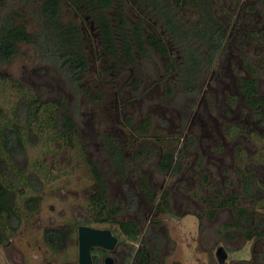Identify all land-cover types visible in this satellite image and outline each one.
<instances>
[{
	"label": "rangeland",
	"instance_id": "rangeland-1",
	"mask_svg": "<svg viewBox=\"0 0 264 264\" xmlns=\"http://www.w3.org/2000/svg\"><path fill=\"white\" fill-rule=\"evenodd\" d=\"M61 12L63 18L79 21L66 0ZM105 12L110 17L116 16L114 8ZM212 12L226 25L228 41L214 66L204 68L195 95L180 90L172 77L173 91H165V82L157 80L165 73V59L153 50L146 56L135 54L136 62L132 66L120 57L122 65L110 75L105 69V63L110 64L107 58H94L93 51L98 48L93 39L87 41L90 67L85 79L90 88L101 89L103 94L97 101H78L70 85L57 77L30 45L21 44L16 55L0 66V111L5 117L12 118L15 105L25 101L24 94L40 96L44 102H55L52 107L47 105V109L63 104V108L74 113L79 133H75L73 143L52 140L50 127H46L36 143L26 142L23 156L16 159L25 173H32L41 181L36 192L40 204L36 212L30 213L17 200L22 223L9 241L0 246L3 264H78L77 226L81 224L109 228L118 238L119 250L130 254V245L134 243L117 225L86 222L90 219L88 198L92 185L86 158L97 161L98 168L104 172L108 203L118 207V219L140 222L141 231L149 226L163 235L165 241L159 254L162 264H216L214 251L219 245L227 251L225 264H264V235L250 240L243 236L253 229L264 231V121L255 118L242 103L237 84L238 76L247 75L246 64H249V69L256 71L258 91L264 95L261 37L264 3L213 0ZM123 14L130 23L136 19L128 2ZM22 23L33 29L35 21L27 17ZM81 23L94 38L89 19ZM102 69L105 71L100 78L98 71ZM139 78L142 80L137 90L133 82ZM232 96L236 97V104L229 105ZM47 109L40 111L31 123L37 133L39 121L49 114ZM125 117L133 118V127L140 122L148 124L144 131L137 129L133 133L124 128ZM103 132L119 139L125 156L131 158L125 185L114 174L103 149ZM185 144L189 147L182 155L181 172L163 173L158 168L162 152L174 149L178 155ZM144 147L152 148L153 152L150 157L139 156L136 169L144 170L156 190L164 187L170 190L174 199L171 213L152 215L139 195L138 176L130 175L135 165L132 155ZM236 167L244 170L241 174L252 177L254 198H241L239 204L248 209L252 220H241L227 209H218L213 217H208L207 200L239 190ZM126 184L131 194L138 196L136 210L129 204L132 198ZM30 194L33 193L27 189L23 197ZM227 223L234 226L225 229ZM46 229L66 230L64 244L59 249L52 250L44 244Z\"/></svg>",
	"mask_w": 264,
	"mask_h": 264
},
{
	"label": "trees",
	"instance_id": "trees-1",
	"mask_svg": "<svg viewBox=\"0 0 264 264\" xmlns=\"http://www.w3.org/2000/svg\"><path fill=\"white\" fill-rule=\"evenodd\" d=\"M63 1L0 0V66L16 55L21 44L30 45L39 59L49 64L53 73L70 85L78 101H97L103 94L101 89L90 88L85 79L90 67L88 40L93 39L99 49L93 51L95 60L103 56L104 60L107 58V62H110L105 63L107 66L105 69L110 75L115 74L117 67L122 65L120 57L127 65L132 66L136 62L135 54L146 56L149 50L157 52L165 59L163 63L165 73L157 79L160 83L165 82V91L167 93L173 91L170 82L172 77L180 90L192 95L199 91V82L205 74L204 68L214 66L228 41L226 25L212 12L213 0H66L79 21L63 18L61 12ZM125 2L130 3L131 9L135 12L134 22L130 23L123 14ZM109 8H114L116 16L110 17L105 12ZM27 17L35 21L33 29H28L22 23ZM85 18L89 19L90 27L95 31L94 38L88 33L89 29L87 30L81 23ZM261 37L264 40V28ZM249 68L250 65L246 64L248 73L238 76L237 84L250 113L264 121V95L257 89L256 71ZM104 71V69L98 71L101 73L100 78ZM100 78L96 77V80L101 81ZM139 81L140 78L133 82L137 90ZM106 83L109 84L110 81ZM24 96L25 101L18 102L13 108L11 119L0 111V246L9 241L22 223L18 199L22 201V206L27 212L34 213L39 209L40 196L36 192L39 191L41 181L32 173H25V170L16 164V159L25 152L26 142L31 145L36 143L40 132L46 127H50L49 136L52 140L73 143L77 133L74 113L63 108V104L49 110L47 105L52 107L55 102H44L40 96L35 98L26 94ZM230 98V104L233 105L235 99ZM46 109L49 110V114L47 118L39 121L40 130L37 133L38 131L35 132L31 128V123L39 116L40 111ZM124 120V128L130 129L133 133L137 129L144 131L148 124L140 122L137 127H133L132 117H125ZM101 135L103 149L114 174L125 184L131 158L125 156L123 143L119 142V139L106 132ZM186 148L187 144L178 155L174 149L164 150L158 168L163 173L179 172ZM152 152L153 149L148 147L136 149L132 158L137 160L143 155L150 157ZM86 161L92 179L88 198L90 219L86 222L115 224L125 237L138 240L140 231L137 223L119 220L118 207L108 203L105 174L98 168L97 161L94 162L90 158H86ZM130 175L138 176L139 189L151 208L161 213L172 212L168 190L152 189L146 176H143L136 167L130 170ZM242 184L243 194L252 197L249 177H244ZM27 189L33 194L23 197ZM130 190L129 187L128 192L132 198L129 204L135 209L137 199ZM236 194L223 197L218 206L233 208L241 220L249 221L250 217L245 210L236 205ZM213 212L214 210L209 214ZM65 234L66 230L46 229L43 231V242L48 248L57 250L64 244ZM263 235L264 231L257 229L243 234L248 240ZM161 240L159 238L158 243H161ZM158 243L154 254L147 251L145 246L140 247L136 257L138 262L134 261L132 264H162L158 256ZM0 264L3 263L0 261Z\"/></svg>",
	"mask_w": 264,
	"mask_h": 264
},
{
	"label": "flooded vegetation",
	"instance_id": "flooded-vegetation-1",
	"mask_svg": "<svg viewBox=\"0 0 264 264\" xmlns=\"http://www.w3.org/2000/svg\"><path fill=\"white\" fill-rule=\"evenodd\" d=\"M157 53V52H156ZM140 80H142V78H140ZM221 83H223V81L221 80ZM115 86V85H114ZM116 87V86H115ZM257 89H258V87H257ZM239 91H240V89H239ZM240 93H241V91H240ZM260 93V92H259ZM190 95H192V94H190ZM232 97H234V99H235V104H236V97L235 96H232ZM241 97H242V103H244V101H243V95H242V93H241ZM228 103H229V105H231L230 104V101H228ZM247 108V107H246ZM248 109V108H247ZM187 147H189V145H187ZM186 149H188V148H186ZM185 149V150H186ZM237 154V153H236ZM133 159V158H132ZM138 159H139V157H138ZM138 159L137 160H133V161H135V165H134V167H137L138 165H139V163H138ZM138 171H140L141 173H142V175L144 176V170H141V169H137ZM238 170V171H237ZM181 172V171H180ZM241 172L243 173L244 172V170H242V169H240L239 167H236V170H235V173H239V175H238V180H239V190L237 189L236 191H232L231 192V194H229V196H220V197H218V195L216 194V196L218 197V198H216V199H214L212 196V200H207V201H209L208 203V217H213L214 216V214L216 213V211L218 210V209H222V210H224V209H227V210H229V211H233L234 212V210H233V208H230V207H220V206H218V204L221 202V199L223 198V197H230L232 194H235V193H237L236 195H237V198H236V205L238 204H240V199L241 198H254V197H249L248 195H244L243 194V192H242V187H243V184H242V179L244 178V177H249V183H250V187H252V177L251 176H249V175H246V174H241ZM167 173V172H166ZM147 179H148V182L151 184L150 186H151V188L152 189H155L154 188V186H153V184H152V182H151V180L148 178V176H147ZM121 182V181H120ZM127 182V181H126ZM125 185V184H124ZM128 185V184H127ZM139 185H140V183H139ZM126 187H128V186H126ZM138 187H140V186H138ZM129 188V187H128ZM168 190L166 187H164V188H162V189H160V191H162V190ZM251 189V191H252V188H250ZM138 191H139V195L140 196H142L143 198H144V203L147 205V206H149L148 205V203H147V201H146V199H145V196H144V194L140 191V189L138 188ZM168 192H169V199H170V203H171V209L173 208V201H174V199H173V201H172V198H171V192H170V190H168ZM253 194V193H252ZM138 198V196H136V199ZM195 200H197L196 198H194ZM206 201V202H207ZM240 207H242V209L243 210H245V213H247V215L249 216V211H248V209H246V208H244L243 206H241V205H239ZM137 208H139V204H138V200H137V203H136V207H135V210L137 209ZM149 210H150V213H152V215H156V213H158V211L157 210H154V208H151L150 206H149ZM212 210H214V212H213V214H209ZM210 215H212V216H210ZM150 216H151V214H150ZM234 216L235 217H237V218H239L240 219V216L239 215H237L235 212H234ZM153 217V216H152ZM250 217V219H251V216H249ZM252 220V219H251ZM155 221V220H154ZM154 221H153V224H154ZM134 222H136V221H134ZM137 223V225H138V228H139V231H140V237H139V239L138 240H136V241H134V240H130V241H132L133 243H134V245L132 246V245H130V254H127V252L124 250V249H122V250H119V248H118V246H119V242H118V238H117V243H116V245H115V247L113 248V249H111V250H108V249H104V248H101V247H97V246H95V247H93V248H91V257H92V263L93 264H104V259L106 258V257H111L112 258V260H113V264H132L134 261H135V263L136 262H138L137 261V259H136V257H137V251H138V249L140 248V247H143V246H145V248L147 249V251H150L151 253H153L154 254V251H155V248H156V245H157V243H158V240H159V238H161L162 240H161V243H158V247H159V251H158V256H159V254H160V252H161V249H162V247H163V245H164V237H163V235H161L160 233H157V232H155V231H153V229L152 228H150L149 226H147L143 231H141V227H140V222H136ZM81 225H86V224H81ZM235 225H237V224H235ZM79 226V225H78ZM77 226V227H78ZM224 226H226V228L225 229H227V228H229V226H234V224H230V223H227V224H225ZM254 230V229H253ZM260 231V230H259ZM112 232V231H111ZM127 238V237H126ZM254 238V237H253ZM128 239V238H127ZM136 244V245H135ZM219 246H223V245H219ZM218 247V246H217ZM224 247V246H223ZM225 249V248H224ZM216 250V249H215ZM225 251H226V249H225ZM227 252V251H226ZM214 256H215V251H214ZM160 258V257H159Z\"/></svg>",
	"mask_w": 264,
	"mask_h": 264
},
{
	"label": "water",
	"instance_id": "water-1",
	"mask_svg": "<svg viewBox=\"0 0 264 264\" xmlns=\"http://www.w3.org/2000/svg\"><path fill=\"white\" fill-rule=\"evenodd\" d=\"M117 238L109 228H99L89 225H79L77 227V262L78 264H93L91 248L97 246L111 250L115 247ZM216 264H225L227 252L223 246H218L215 250ZM104 264H113L111 257L104 259Z\"/></svg>",
	"mask_w": 264,
	"mask_h": 264
}]
</instances>
